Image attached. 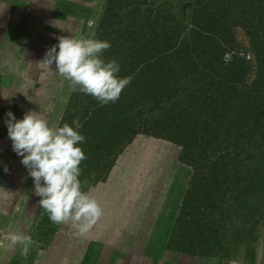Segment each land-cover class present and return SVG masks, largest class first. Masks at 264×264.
<instances>
[{"label":"trees","instance_id":"obj_1","mask_svg":"<svg viewBox=\"0 0 264 264\" xmlns=\"http://www.w3.org/2000/svg\"><path fill=\"white\" fill-rule=\"evenodd\" d=\"M242 23L264 28V0H106L92 37L110 41L105 59L130 83L108 104L71 90L57 124H82L85 192L137 135L179 148L191 173L166 245L183 254L211 256L228 236L249 239L252 225L239 224L257 222L264 202V37L252 32L255 63L222 61ZM215 30L220 42L205 34Z\"/></svg>","mask_w":264,"mask_h":264},{"label":"rangeland","instance_id":"obj_2","mask_svg":"<svg viewBox=\"0 0 264 264\" xmlns=\"http://www.w3.org/2000/svg\"><path fill=\"white\" fill-rule=\"evenodd\" d=\"M1 1L3 4L1 9L3 10L7 11L13 7H21L24 10L22 2L18 5L16 0ZM59 2L64 5V10L59 9ZM105 2L106 0H56L58 8L54 12L55 22L51 21L49 17L46 21H49L50 24L46 23V25L41 27L46 31L38 28L41 16L36 13L37 11L33 14L35 16L26 13L24 16L19 15L15 18V31L19 34L21 33L24 43L31 47L29 49L26 47H24L25 49L18 48L16 54H14L15 56L13 55V57L11 56L8 59H0V62L6 61L7 63L0 64V240H5L7 232L9 233L12 229H17V224H21L24 220H28L30 216H33L27 206L30 205L36 208L35 213L37 210H40L42 213L34 214L37 222L33 221L31 229L26 233L35 242L28 254L22 255L18 244L12 246L0 244V264L28 263L31 260L30 255L44 245V240H47L56 225H59L52 223L48 215L39 206L40 197L31 194L28 199L25 198L24 200L26 207H23L21 204L23 202L21 197L25 193H22V191L26 190L27 192L29 185H33V182L28 177L25 166L20 163V157L11 149V141L7 136L4 124L5 113L11 110L17 118H21L25 112L30 111L47 120L50 126H57L61 115L65 111L71 89L68 82L58 74L54 63L48 67L42 64L44 54L48 47L58 42V38L60 37L72 38L84 36L91 38L98 18L105 7ZM43 10L40 11L41 15L44 14ZM10 19L12 20V18ZM0 22H4L0 25L6 24V20H3V15H0ZM51 26L56 28L54 32L47 30L51 29ZM7 27L4 26L3 28L0 26V31H6ZM20 27L25 32H20L18 29ZM262 28H259L257 32H252L257 36L264 37V30ZM11 32L13 31L10 29ZM252 32L243 26V23L233 26V47L224 46L226 48L224 52H229L232 58L240 56L251 63H255L256 54L252 46ZM32 33H37L39 36L42 35L39 41L41 48L37 47L36 41L30 42L25 38V36H29ZM222 33L219 30L205 32L209 36L214 35L218 42L224 39ZM2 41V34L0 33V49L3 45ZM145 137H149L145 143V152L149 154V157L152 155L156 159L150 161L151 158L147 159L145 152H138L139 154L134 155L137 158L135 159L137 168L141 164L140 168L148 167L150 168L148 170H152L151 177H147V175L143 176V174L137 176V180H143L140 191L144 204H147V207L143 214V226H137L136 233L150 228L151 225H146L152 217V210L155 208L154 200L158 198V190L163 188L165 193H163V197L159 194L161 205L157 215H159V212L161 214L162 208H166L171 203V199L175 201L174 207L178 205L177 203L180 202V197L191 173L189 166L179 161V148L175 144L159 138ZM139 141L141 140L137 139L132 146H129L127 150L128 155L125 158L131 157V151L137 146ZM156 153L160 155L159 159L157 155L155 156ZM139 158L141 161H137ZM122 159L124 166L131 168V161L125 163L124 157ZM259 160L263 169L260 176L262 180L261 186L264 188V147ZM5 164L8 168L7 172L3 170ZM146 179L147 181H145ZM30 192L34 193V191ZM251 200L250 203L254 205L255 199ZM36 205L39 206L38 209ZM162 216L164 217L165 214H162ZM169 219H171V216ZM254 219L257 222L252 221V224H239L241 228L245 225L248 231L252 225L249 239L246 236L240 240H233L232 236H228L222 242V249L211 256L188 255L174 251V264H249L251 251H253L252 254L254 255V264H263L264 202L260 205V209L255 214Z\"/></svg>","mask_w":264,"mask_h":264},{"label":"clouds","instance_id":"obj_3","mask_svg":"<svg viewBox=\"0 0 264 264\" xmlns=\"http://www.w3.org/2000/svg\"><path fill=\"white\" fill-rule=\"evenodd\" d=\"M110 41L95 37L76 36L58 38L47 48L42 64H55L56 70L73 92L94 97L100 104L119 99L131 77L119 76L120 63L115 58L105 59ZM4 124L12 151L20 157L33 181L34 195L40 197L39 206L54 224L71 223L77 234L89 232L102 215L96 199L82 190L80 163L86 159L80 145L85 136L79 131L78 118L71 126H50L48 121L32 112L21 118L9 110ZM5 172L7 165L3 166ZM6 246L19 245L27 255L35 243L29 234L9 232Z\"/></svg>","mask_w":264,"mask_h":264},{"label":"crops","instance_id":"obj_4","mask_svg":"<svg viewBox=\"0 0 264 264\" xmlns=\"http://www.w3.org/2000/svg\"><path fill=\"white\" fill-rule=\"evenodd\" d=\"M16 1L18 5L22 2L24 10L21 7H13L7 11L3 10L1 9L3 4L0 0V15H3V20L5 19L8 25V27L6 24L0 25L3 28L4 26L7 27L6 31H0L3 39V45L0 49V59L13 57L18 48L25 49L24 47H26L29 49V47H31L24 43L21 33L19 34L15 31L16 27L14 23L16 17L19 15L24 16L26 13L35 16L33 14L37 11L36 13L41 16L38 28L42 31H46L41 28L42 26L46 25V23L50 24L49 21H46L47 18L50 17L51 21L55 22L54 12L58 8L56 0ZM58 6L60 10H64L65 8L61 2H59ZM42 9H44L43 15L40 13ZM10 18H12V20ZM1 23L4 22H0V24ZM50 28L51 29H47L50 32L56 30L53 26ZM10 29L13 32L10 33ZM18 29L22 33L25 32L22 27ZM41 36L42 35L39 36L37 33H32L29 34V36H25V38L30 42L36 41L37 47L41 48L39 45ZM0 64L7 63L6 61H1ZM147 138L149 137L137 135L118 155L106 179L91 185L87 189L86 192L94 197L102 208L101 217L96 221L89 232L84 235L77 234L76 229L70 222L56 225L48 239L44 240V245L30 255L31 260L26 264H174V251L167 248L166 244L180 202L174 207L175 201L171 199V203H169L166 208H162L161 214L159 212V215H157L161 205L159 194L163 197V193H165L163 188L158 190V198L154 200L155 208L152 210V217L148 220L146 225H151L150 228L136 233L137 226H143V214L147 207V204H144L143 196L140 191L143 180H137V176L143 174V176L147 175V177H151L150 174L152 170H148L150 169L148 167L140 168L141 164L138 167L140 169H138L135 165V159L137 158L134 155L139 154L138 152L143 153L146 151L145 143L147 142ZM137 139L141 141H139L137 146L131 151V157H128L129 159L125 158L128 155L127 150L129 146H132ZM145 153L147 154V159L151 158L150 161L156 159L152 155L149 157L147 152ZM156 155L159 159L160 155L157 153L155 156ZM123 157L125 163L131 161V168L124 166ZM137 161H141V159L139 158ZM146 165L148 164L146 163ZM145 181H147V179ZM31 182L33 181L31 180ZM28 188L29 190L27 192L26 190L22 191V193L25 192L22 195L23 198L21 197L23 201L21 204L23 207H26L24 202L25 198L28 199L31 194H33L30 191H34L32 184L29 185ZM182 196L180 197L181 199ZM27 207L33 216H30L28 220L21 221V224H17V229H12L11 232L26 234L27 231L31 229L32 223H34L33 221L37 222L34 214L37 215L42 212L37 210L35 213L36 208L30 205ZM36 207L37 209L39 208L38 205H36ZM162 214H165L166 217L162 216V218ZM170 216L171 219H169ZM7 234L8 232L5 234V240ZM5 240H0V244L6 246L8 242Z\"/></svg>","mask_w":264,"mask_h":264},{"label":"built area","instance_id":"obj_5","mask_svg":"<svg viewBox=\"0 0 264 264\" xmlns=\"http://www.w3.org/2000/svg\"><path fill=\"white\" fill-rule=\"evenodd\" d=\"M231 59H232V56L230 55V53L224 52V54L222 55V61L224 63H227V62L231 61Z\"/></svg>","mask_w":264,"mask_h":264},{"label":"water","instance_id":"obj_6","mask_svg":"<svg viewBox=\"0 0 264 264\" xmlns=\"http://www.w3.org/2000/svg\"><path fill=\"white\" fill-rule=\"evenodd\" d=\"M263 264H264V253H263Z\"/></svg>","mask_w":264,"mask_h":264}]
</instances>
